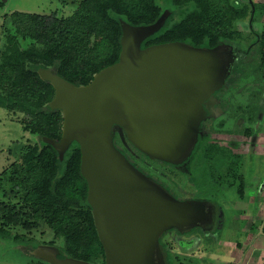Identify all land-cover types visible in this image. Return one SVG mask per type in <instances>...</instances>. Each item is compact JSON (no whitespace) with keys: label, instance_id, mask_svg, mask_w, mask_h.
<instances>
[{"label":"water","instance_id":"water-1","mask_svg":"<svg viewBox=\"0 0 264 264\" xmlns=\"http://www.w3.org/2000/svg\"><path fill=\"white\" fill-rule=\"evenodd\" d=\"M168 13L164 10L147 25L120 20L118 60L94 73L85 85L67 81L53 67L37 69L53 88L49 107L62 117L59 140H42L53 146L59 159L71 143L78 144L80 173L104 264H165L162 233L199 226L212 217L205 202L179 201L137 169L115 138L149 159L182 162L196 142L204 105L231 71L235 55L224 42L213 47L181 41L141 47ZM31 254L50 264H92L39 249Z\"/></svg>","mask_w":264,"mask_h":264},{"label":"trees","instance_id":"trees-1","mask_svg":"<svg viewBox=\"0 0 264 264\" xmlns=\"http://www.w3.org/2000/svg\"><path fill=\"white\" fill-rule=\"evenodd\" d=\"M232 8L226 0H162V5L156 0H82L66 17L10 13L6 44L0 52V106L32 116L23 129L37 139L19 146L12 180L29 212L1 206L4 223L30 228L43 220L63 238L60 257L104 264V250L87 202V184L80 173L79 146L71 143L59 159L53 146L42 140H59L62 117L59 110L49 107L53 88L39 77L37 69L53 67L67 81L85 85L94 73L118 60L120 20L147 25L164 9L170 15L141 47L170 41L213 46L224 42V19L230 18ZM128 145L130 150L125 146L121 150L125 156L131 157L133 151L146 157ZM7 234L0 227V238Z\"/></svg>","mask_w":264,"mask_h":264},{"label":"flooded vegetation","instance_id":"flooded-vegetation-1","mask_svg":"<svg viewBox=\"0 0 264 264\" xmlns=\"http://www.w3.org/2000/svg\"><path fill=\"white\" fill-rule=\"evenodd\" d=\"M226 2L233 6V17L231 19V16L227 15L230 18L224 19V43L232 47L235 58L224 85L215 91L213 99L204 105L205 118L200 122L191 153L182 162L175 164L152 160L139 154L126 156L137 169L162 185L175 199L205 202L210 207L212 217L209 221L183 231L170 228L162 233L159 244L165 264L166 259L168 264H198L202 260H208L211 264H222L220 255L228 251L237 240L246 244L244 251L253 247L256 241H261V247L264 249V211L254 225L251 224L250 214L246 210L243 212L244 218H235L236 205L240 199H243L241 201L246 206L264 201V180L261 178L257 180V200L255 201L253 196L245 199L242 174L245 156L264 158V0ZM232 23L236 29L230 27ZM119 148L122 150V147ZM17 159L8 163L0 172V207L15 208L25 214V211L16 208L19 204L13 201V198H17V202H21L22 195L12 181ZM150 161L167 166L174 175L181 174L184 178L183 184L157 170ZM236 185L238 187H235ZM233 187L238 191L237 204L236 201L219 195ZM227 209L230 210L229 215L233 222H243L242 231L238 230L240 234L235 242H228L220 237ZM4 215L5 212L0 211V227L8 232L7 238L12 236L17 241L32 242L23 247L25 252L31 254L32 250L39 249L41 253L55 252L58 258H64L60 257L61 245L53 246L50 242L31 238L27 234L31 227L6 224ZM15 227H21L22 232L14 234ZM53 234L62 238L54 232ZM213 255H217V258L211 260L209 257ZM36 257L40 259L41 264H50L41 257Z\"/></svg>","mask_w":264,"mask_h":264},{"label":"rangeland","instance_id":"rangeland-1","mask_svg":"<svg viewBox=\"0 0 264 264\" xmlns=\"http://www.w3.org/2000/svg\"><path fill=\"white\" fill-rule=\"evenodd\" d=\"M81 2L82 0H0V52L6 44L5 27L8 26V16L13 11L36 14L55 13L57 17H66L71 15L79 7ZM156 3L162 5V0H156ZM230 27L236 29V27L233 26V23L230 24ZM93 41L97 42L98 37H94ZM31 121L32 116L29 114L8 112L6 109L0 107V172L8 163H11L18 158V147L20 145L26 144L27 142H33L37 139L35 135L28 130L23 129L24 126L31 123ZM118 145L124 147L119 142ZM129 149L130 147L128 145L127 150ZM130 153L132 156H135L133 151H130ZM243 160V189L246 199L247 197L256 194L255 191L257 190L256 187L258 184L257 179L261 178L264 180V158L245 156ZM150 162L157 170L170 175L173 179L178 180L179 183L183 184L184 178L181 174L174 175L167 166L152 161ZM147 170H149V168ZM235 187H238V185ZM235 187L228 189L219 195L226 196V198L236 201L237 204L239 198L238 191ZM1 194L2 192H0V198ZM17 200V198H13L15 204H19V207L16 208L29 212V208L22 202L18 203ZM238 205L240 204L238 203L237 206ZM249 209L250 212H252L253 206H250ZM229 212L230 210L227 209V213H225L224 229L220 232V237L225 241L235 242L237 238H239V231H242L241 227L243 226V222L240 220H235L233 222ZM20 228L15 227L13 233H21L22 228ZM27 234L31 236V238L33 237L44 240L45 242H50L53 246H63V239L57 238L42 220H40L35 227H31ZM28 243L32 242L17 241L12 236L4 239L0 238V264H41L39 258L24 251L23 247L28 245ZM198 264L211 263H209L208 260H202L198 262Z\"/></svg>","mask_w":264,"mask_h":264},{"label":"crops","instance_id":"crops-1","mask_svg":"<svg viewBox=\"0 0 264 264\" xmlns=\"http://www.w3.org/2000/svg\"><path fill=\"white\" fill-rule=\"evenodd\" d=\"M262 191V195H264V186L262 188ZM253 198L256 201L257 194H255ZM241 200L243 199H240V205H236L235 210L237 211V214H235V218H244L245 215L243 214V212L244 210H246V212H249L250 214L251 224L254 225L257 218H259L264 211V201L257 205H252V203L250 206H253V211L250 212V206H246V204H244ZM241 242L242 241L237 240L235 243H233V245L230 246L228 251L222 252V255H220L222 259V264H247V261L253 264H264V249H262L261 247V241H256L253 244V247H250L245 251L244 249L246 244H244V242ZM209 258L211 260L216 259L217 255L210 256Z\"/></svg>","mask_w":264,"mask_h":264}]
</instances>
